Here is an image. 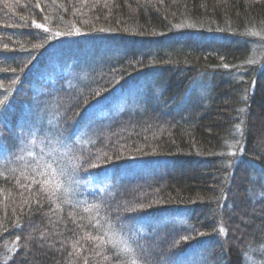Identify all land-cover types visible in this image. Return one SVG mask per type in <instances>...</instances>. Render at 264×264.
Returning a JSON list of instances; mask_svg holds the SVG:
<instances>
[{
  "label": "trees",
  "instance_id": "1",
  "mask_svg": "<svg viewBox=\"0 0 264 264\" xmlns=\"http://www.w3.org/2000/svg\"><path fill=\"white\" fill-rule=\"evenodd\" d=\"M194 33L229 43L195 47ZM66 36L99 38L94 45L104 50L90 54L99 68L79 89L64 77L38 83L46 93L35 98L33 73L55 56L52 42ZM160 44L180 50L164 55L156 52ZM261 49L264 0H0V109L8 113L0 122L14 126L19 115L8 107L33 101L43 121H51L54 140L70 136L92 104L151 69L163 100L97 122L95 144L87 148L71 138L64 143L66 166L50 159L37 165L27 156L9 165L15 155L0 172V264H180L200 248L202 264H245L248 253L262 258ZM86 59L92 58L74 60L71 71L85 72ZM201 73L213 74L208 96L183 104L184 112L166 111ZM0 128L10 136L9 149L12 134L5 124ZM141 159L154 160L160 171L118 179L125 163ZM106 176L118 185L86 192L91 178ZM168 214L188 218V225L132 230L138 221Z\"/></svg>",
  "mask_w": 264,
  "mask_h": 264
},
{
  "label": "rangeland",
  "instance_id": "2",
  "mask_svg": "<svg viewBox=\"0 0 264 264\" xmlns=\"http://www.w3.org/2000/svg\"><path fill=\"white\" fill-rule=\"evenodd\" d=\"M189 29H191V27H189ZM43 30L46 32V28ZM193 35L197 34L194 33ZM87 40L88 38L86 36H66L59 42L57 40L52 42L49 50L55 54V56L52 57L53 60L51 58L48 59L42 65V68H36L33 73V90L31 89L30 92H32L35 98L39 97L42 92L46 93V90L42 91L38 88V83H52L58 78L62 79L64 77L66 79L67 86H73L75 89H79L86 84L83 82L90 77V73L93 69L99 68V59H93L91 55L99 56L97 54H100L104 50V48H96L98 45H94L99 43V38L91 39V43ZM210 41L219 45H227L229 43L227 39H223L220 35L208 33L203 37L200 35H197V37L194 36L192 44L195 47L202 48L206 47ZM61 42L65 45V47L61 44ZM158 47L159 49H156V52L164 55H171L180 50V47L171 46L170 44H164L163 46L160 44ZM133 48L140 49L141 47L131 45L129 50H132ZM111 50H113V48H111ZM91 52H94L95 54ZM86 54L92 58L85 60V63L87 64L91 61L90 65L87 66L86 71L82 73L72 72L70 66L74 65L72 64L74 60L80 61L82 59V55L85 56ZM258 54L264 56V49L262 51H258ZM2 55L3 53H0V56ZM78 55H80V57H78ZM112 55H118L116 48H114ZM94 60L98 63L94 62ZM99 71L97 73H99ZM67 75L68 77H65ZM211 77H213L212 73H201L193 80L185 94L177 102L170 104L172 108L167 107L166 111L168 110L172 114L184 112L188 107H184L185 105L183 104L187 105L188 103L200 101L201 99H204V97H207L208 95L206 94V90L208 91L211 86ZM159 79L160 78L158 77L156 69H151L148 73H139L127 84L115 88L106 98L92 104L79 120L74 132L70 133L72 135H60L58 140H54L51 136V131H47L49 128L52 129L51 121L49 119H47L46 122L43 121V116L39 113L43 109H38V105H36L35 102L31 101L29 105L26 101H20L14 105V109L13 107H10V109L8 107L10 114L14 113L19 116H17L14 126L4 121L0 122L5 124V127L13 137H11V148L5 149L6 146L4 145V140L8 139L10 136L8 135L7 137L0 132V172H2V170L9 165H13L15 163L19 164V161L22 162L24 159L23 157L25 156L29 158L31 157V161L39 162L40 165L46 166V164L43 163L44 160L47 159L46 163L48 164V160L50 159L49 162L53 161L59 167L66 166L65 161H69V159L68 152H64L67 150L64 143L68 142L71 138L73 140L72 142L80 144L79 147L87 148L95 144L91 132L97 122H108L123 112H136L137 110H142L148 102L155 105L160 104V101L162 100V89L160 88ZM25 96L26 94L23 93L22 97ZM41 107L46 110V112L43 111L44 113H48L50 110L45 108L44 105ZM7 116V110L1 108L0 119ZM40 129H43V131ZM231 154L233 155L234 153L231 152ZM15 155L18 156V159L15 158ZM27 157H25V159ZM15 159H17V161L8 165L9 162H12ZM30 167L33 168V165H30ZM159 171L160 169L158 168L157 162L150 159H141L129 164L125 163V165L118 171V179L123 180L128 179L131 176L152 175L158 173ZM262 176L264 181V175ZM118 183V181L113 182L110 176L101 178L93 177L87 184H85L87 187L86 192L108 193L113 187L118 185ZM76 190L77 187L75 188L74 193ZM104 195L106 194L99 195V197L104 198ZM172 224L186 226L188 225V218H183L181 215L172 216L168 214L154 220L153 222L138 221L134 224L132 230H135L138 233H143L147 232L150 228L157 230ZM115 240H117V237H115ZM200 247L201 246H199V248ZM159 249V247H156L157 252H159ZM259 252L262 257L259 260L254 259L250 253L246 254L245 264H264V246L261 247ZM202 260H204V256L203 250L200 248L183 257L180 264H202Z\"/></svg>",
  "mask_w": 264,
  "mask_h": 264
}]
</instances>
